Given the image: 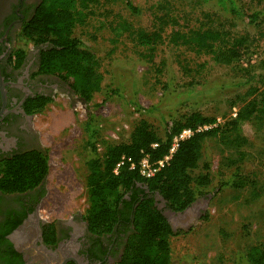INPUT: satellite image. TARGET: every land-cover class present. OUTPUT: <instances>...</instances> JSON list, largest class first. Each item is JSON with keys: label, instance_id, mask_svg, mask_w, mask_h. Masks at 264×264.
I'll list each match as a JSON object with an SVG mask.
<instances>
[{"label": "rangeland", "instance_id": "obj_1", "mask_svg": "<svg viewBox=\"0 0 264 264\" xmlns=\"http://www.w3.org/2000/svg\"><path fill=\"white\" fill-rule=\"evenodd\" d=\"M165 2L171 4L169 13L178 24L165 23L161 41L151 49L138 44V32L160 28L156 16L162 12L157 10ZM236 2L243 17L199 0L89 3L82 11L84 23L73 28V36L99 58L103 81L88 104L74 95H57L37 113L35 124L49 165L43 214L63 217L87 210L86 162L93 157L86 130L90 121L96 153L101 154L108 144L128 142L140 120L166 141L183 115L199 113L216 125L235 117L240 104L232 108L231 102L241 100L251 86H261L264 60V0ZM255 11L262 13L254 25L248 16ZM218 25L253 39L248 53L220 64L211 55L169 41L176 31ZM22 43L28 46L29 40ZM242 133L247 145L239 151L212 138L204 141L199 167L190 176L192 188L202 193L197 202L206 207L187 229L179 227L181 232L168 238L172 262L252 264L250 249L264 245V126L242 122ZM205 174L209 183L200 186L198 179ZM230 180L235 186L225 185ZM241 182L245 185L237 187Z\"/></svg>", "mask_w": 264, "mask_h": 264}, {"label": "trees", "instance_id": "obj_2", "mask_svg": "<svg viewBox=\"0 0 264 264\" xmlns=\"http://www.w3.org/2000/svg\"><path fill=\"white\" fill-rule=\"evenodd\" d=\"M92 1L42 0L22 32V36L28 40L51 42V51L44 55L45 65L64 80L74 96L85 104L90 102L94 93L100 92L103 76L99 71V58L73 36V28L83 25L86 16L82 11ZM199 1L204 4L214 3L229 15L243 17L236 0ZM127 6L136 11L130 3ZM169 9H172L169 2L160 4L157 11L162 14L156 16L160 28L152 32H138V44L151 49L161 41L165 23H172L173 26L178 24ZM261 13L255 11L249 15V22L255 25ZM169 41L173 45H186L197 53L211 55L220 64L238 60L248 53L254 42L249 36L235 35L230 28L219 25L176 31ZM260 68L263 72L261 86H251L240 102L233 100L232 108L240 104L235 117L220 125H216L212 118L189 113L173 125L168 139L162 141L146 121L140 120L131 131L128 142L108 144L101 154L96 153L91 121L86 125L90 135L88 145L93 157L86 162L88 208L85 219L95 235H104L114 231L121 220L122 210L130 208L133 229L127 240L122 264H171L168 238L181 231L173 232L166 217L183 212L202 196V193H196L192 188L190 173L199 167L204 141L212 138L226 149L239 151L247 145L242 133V122L264 126V60ZM192 90L189 87L186 92ZM48 103L49 100L37 106V111L44 109ZM199 127L205 128L180 142L168 164L154 176L147 179L140 176L138 168L144 156L151 163L162 159L168 153L173 136L183 129L196 130ZM120 162L122 164L116 169ZM205 168L208 169L207 166ZM48 171L47 153L19 156L0 170V190L6 193L30 191L40 184L45 185ZM208 183V174L198 179L200 186ZM232 183L230 180L225 185L235 186ZM240 185L245 183L236 184L237 187ZM155 194L164 203L163 208L158 206ZM42 195H45V191ZM248 257L252 264H264V245L250 249Z\"/></svg>", "mask_w": 264, "mask_h": 264}, {"label": "flooded vegetation", "instance_id": "obj_3", "mask_svg": "<svg viewBox=\"0 0 264 264\" xmlns=\"http://www.w3.org/2000/svg\"><path fill=\"white\" fill-rule=\"evenodd\" d=\"M41 2L0 0V170L19 156L46 154L35 124L37 106L57 95H74L44 63L45 53L53 47L50 41L21 44L26 39L22 32ZM43 191V184L23 193L0 190V264L123 263L133 229L129 207L122 210L112 233L95 235L85 219L86 211L63 217L43 214ZM154 198L163 208L159 196ZM197 201L187 209L198 208L200 214ZM184 211L166 217L173 232L181 226L170 222L185 215Z\"/></svg>", "mask_w": 264, "mask_h": 264}, {"label": "built area", "instance_id": "obj_4", "mask_svg": "<svg viewBox=\"0 0 264 264\" xmlns=\"http://www.w3.org/2000/svg\"><path fill=\"white\" fill-rule=\"evenodd\" d=\"M233 116H235V113L233 114ZM205 128V127H204ZM204 128H198L196 130H192L190 128H186L183 129L178 135L174 136L173 139L170 142V148L168 150L167 155H165L162 159L151 163L149 161V158L147 156H144L139 164V174L141 177L147 179V178H151L152 176H154V174L160 170L161 168H163L165 165L168 164V162L170 161V159L172 158L173 154L175 153V151L178 148V145L180 142L188 139L189 137H191L193 135V133L197 132V131H201ZM122 164V162H120L119 164H117L116 169ZM131 168H133V166H131ZM116 171V170H115Z\"/></svg>", "mask_w": 264, "mask_h": 264}, {"label": "water", "instance_id": "obj_5", "mask_svg": "<svg viewBox=\"0 0 264 264\" xmlns=\"http://www.w3.org/2000/svg\"><path fill=\"white\" fill-rule=\"evenodd\" d=\"M198 207L200 208V210H202V213L197 214L198 208H189L186 211H184L185 215L178 216L177 219L176 218L173 219L170 223H172L175 226L180 225L181 228L187 229L194 220L199 219L200 216L203 214V210H205L206 203ZM174 221H176V223L178 224H175Z\"/></svg>", "mask_w": 264, "mask_h": 264}]
</instances>
